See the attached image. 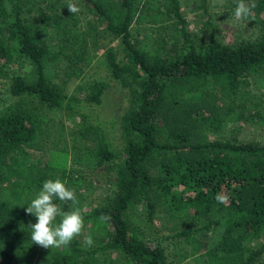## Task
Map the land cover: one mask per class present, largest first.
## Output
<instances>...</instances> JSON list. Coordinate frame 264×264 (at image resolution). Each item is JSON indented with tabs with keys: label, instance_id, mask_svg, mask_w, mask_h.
<instances>
[{
	"label": "trees",
	"instance_id": "1",
	"mask_svg": "<svg viewBox=\"0 0 264 264\" xmlns=\"http://www.w3.org/2000/svg\"><path fill=\"white\" fill-rule=\"evenodd\" d=\"M71 2L92 14L121 50L91 48L97 30L91 35L93 27H82L69 0H0V81L9 82L10 97L18 99L0 109V264H174L171 244H151L139 230L141 221L154 227L159 208L175 221L171 232L182 245L176 264H264V145L224 139L231 126L238 135L245 122L264 123V98L251 89L253 79L264 90V0H256L246 21L260 27L259 40L234 46L221 44L214 30L207 44L198 43L180 0ZM235 7L229 0L228 15ZM146 25L153 30L144 33ZM16 60L28 62L25 74L10 72ZM94 62L133 99L120 144L87 116L75 115L72 103L79 98L63 87ZM110 87L96 80L81 89L86 102L100 105ZM42 110L76 117L64 149L74 153L73 167L116 169L108 203L85 207L78 169L59 162L28 166L45 135ZM56 178L75 190L84 229L68 247L51 250L31 243L36 218L26 207L44 181ZM217 193L228 203H217ZM102 214L111 220L100 223ZM89 225L109 231L104 246L78 241ZM200 233L209 234L208 241L199 240Z\"/></svg>",
	"mask_w": 264,
	"mask_h": 264
},
{
	"label": "rangeland",
	"instance_id": "2",
	"mask_svg": "<svg viewBox=\"0 0 264 264\" xmlns=\"http://www.w3.org/2000/svg\"><path fill=\"white\" fill-rule=\"evenodd\" d=\"M205 2L207 3V9H205L204 0H180L190 31L200 39L198 43L207 44L213 30L215 31L216 39L224 45L234 46L240 43L259 40L261 35L259 26L246 21H236L234 18L229 20L231 16L228 15L225 8L229 0H206ZM78 16L84 29L89 31L93 27L91 35L96 33L95 29L97 30V36L94 38V41L92 39L90 41L91 48L99 50L100 54L111 47L121 50L120 41L112 40L111 36L104 33L99 27L98 20L92 14H88L84 9L79 8ZM140 28L145 30L144 33L153 30L151 25ZM137 29L138 26L134 25L132 30L134 32ZM28 67L29 65L26 60H16L10 65L9 70L11 73L20 75L25 74ZM64 80L65 78L62 77L57 82L62 84ZM96 80H103L111 85L110 89L104 94L100 105L90 104L84 100L85 89ZM66 83L63 86L66 94L69 97L76 96L79 98L78 101L72 103L74 114L81 113L87 116L91 122L100 125L108 133L109 137L116 141V144H120L122 121L133 101L128 90L115 84L108 72L98 65L97 62H94L86 69L82 78L77 79L73 77ZM251 83L253 93L264 98V90L257 89L253 79H251ZM81 88H84V91ZM17 101L18 99L10 97L9 82L3 81L1 83L0 81V109ZM263 109L264 104L262 103L261 110L263 111ZM42 115L44 117L45 135L40 140L38 149L36 148L35 150L36 152L33 151L28 156V166L38 163L40 167H43L49 162H59L63 165L66 164L69 171L72 168H74L73 170L78 169L80 171L79 188L84 196L85 207L92 208L108 203L117 181L116 169L113 167L87 169L85 166L77 165L73 167L74 153L65 152L64 149L66 145L71 146L68 134L76 126V117L74 118L71 112L66 111L42 110ZM234 129V126L228 128L224 139L244 142L257 141L264 145L263 122L259 120L245 122L238 135L234 133ZM213 137L211 136L212 140L221 136ZM142 216L143 214L140 217ZM139 224V230L145 236L147 242L153 244L158 240L172 245L171 249L173 251H170L168 257L170 261L176 264L181 258L180 253L177 251L182 248V245H180L178 238H173L175 234L171 232L175 221L167 217L159 208L154 215V227L147 226L144 221H141ZM108 232L102 226L91 227L89 225L85 229V234L79 237L78 241L85 240V237L91 234L94 238V243L104 246L108 242ZM198 238L206 242L209 239V234L200 233ZM262 242V240L255 241L251 244V247L257 248ZM187 250L189 248L185 252ZM105 256L103 254L101 257ZM111 257L117 258L118 255L114 254ZM261 261L264 263V254L261 257ZM124 262L125 260L118 259L119 264H124Z\"/></svg>",
	"mask_w": 264,
	"mask_h": 264
},
{
	"label": "clouds",
	"instance_id": "3",
	"mask_svg": "<svg viewBox=\"0 0 264 264\" xmlns=\"http://www.w3.org/2000/svg\"><path fill=\"white\" fill-rule=\"evenodd\" d=\"M234 3L236 7L229 20L234 18L236 21H248L257 7L256 0H234ZM67 8L74 15L79 12V8L71 0ZM215 199L219 204H227L229 197L217 193ZM69 202L74 207L70 211H64L61 205ZM78 205L75 190L69 189L66 181L59 178L44 181L39 192L26 207V213L36 218V223L29 225L31 243L51 250L68 247L84 229L83 210ZM110 220L111 217L106 214L98 217L100 223ZM85 245L89 248L94 245L91 235L85 237Z\"/></svg>",
	"mask_w": 264,
	"mask_h": 264
}]
</instances>
